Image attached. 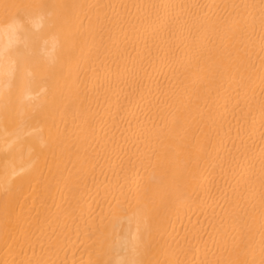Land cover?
<instances>
[{"label":"bare ground","instance_id":"1","mask_svg":"<svg viewBox=\"0 0 264 264\" xmlns=\"http://www.w3.org/2000/svg\"><path fill=\"white\" fill-rule=\"evenodd\" d=\"M0 264H264V0H0Z\"/></svg>","mask_w":264,"mask_h":264}]
</instances>
